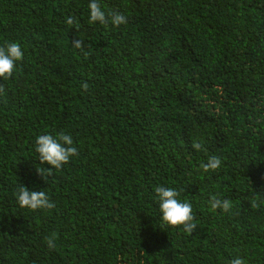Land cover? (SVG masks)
Here are the masks:
<instances>
[{
	"label": "trees",
	"instance_id": "16d2710c",
	"mask_svg": "<svg viewBox=\"0 0 264 264\" xmlns=\"http://www.w3.org/2000/svg\"><path fill=\"white\" fill-rule=\"evenodd\" d=\"M90 2L0 0V46L24 52L0 78V264H264V0H97L119 26ZM60 132L79 155L45 181L36 139ZM21 185L56 207L21 208ZM157 186L191 203L192 234Z\"/></svg>",
	"mask_w": 264,
	"mask_h": 264
},
{
	"label": "clouds",
	"instance_id": "9594fccd",
	"mask_svg": "<svg viewBox=\"0 0 264 264\" xmlns=\"http://www.w3.org/2000/svg\"><path fill=\"white\" fill-rule=\"evenodd\" d=\"M90 16L89 23L99 22L101 25L111 23L113 26H119L127 23V18L118 12L105 13L102 10L97 0H91L88 5ZM67 24L75 25L72 17H68ZM78 28V27H77ZM72 46L81 48L83 41L77 39L72 42ZM24 52L20 44L11 42L6 46H0V78L5 80L11 78L16 70L17 62L22 61ZM87 84L83 85L84 90H87ZM5 91L4 87L0 85V94ZM193 147L199 150L202 146L198 142H193ZM36 152L39 154L40 164L45 162L50 167L42 169L37 168L38 174L46 181L52 177L55 171H60L63 167L70 162L74 156H78L79 152L77 147L73 145V138L64 132L57 133L56 136L52 134H42L36 139ZM221 159L218 156L209 157L208 161L203 164V171L215 172L221 166ZM156 197L159 201V209L162 213V221L170 226L179 227L183 226L186 233L192 234L197 228L194 222L195 217L193 214L192 205L190 202H182L179 197L181 193L171 187L157 186L154 189ZM18 203L21 208H28L30 210L48 209L51 210L56 207L55 202L51 201L49 196L44 191H30L25 186H20L16 194ZM264 203V201L260 202ZM260 203L253 202L252 207L258 208ZM210 205L213 210L221 209L224 212H229L233 204L228 199H220L217 195H213L210 199ZM46 243L49 250L57 247L54 237L46 238ZM230 264H243V260L239 257L234 258Z\"/></svg>",
	"mask_w": 264,
	"mask_h": 264
}]
</instances>
